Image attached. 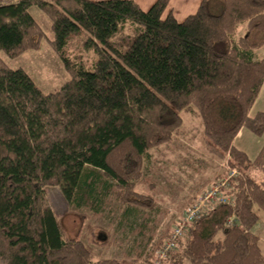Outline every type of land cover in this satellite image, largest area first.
<instances>
[{"label":"trees","instance_id":"obj_1","mask_svg":"<svg viewBox=\"0 0 264 264\" xmlns=\"http://www.w3.org/2000/svg\"><path fill=\"white\" fill-rule=\"evenodd\" d=\"M168 5L0 3V264H128L96 259L93 244L68 235L45 187L59 185L69 205L107 218L111 241L119 234L134 247L142 236L133 233L158 204L137 184L150 149L180 134L182 111L201 115L213 153L238 174L228 179L233 200L194 220L167 264H264L255 231L257 209L264 211V143L253 159L234 143L243 127L264 133V111L250 114L264 83V0H202L183 20ZM32 6L50 18L49 41L71 75L51 92L1 55L40 46L46 33ZM83 45L96 48L92 68L70 55Z\"/></svg>","mask_w":264,"mask_h":264},{"label":"rangeland","instance_id":"obj_2","mask_svg":"<svg viewBox=\"0 0 264 264\" xmlns=\"http://www.w3.org/2000/svg\"><path fill=\"white\" fill-rule=\"evenodd\" d=\"M30 12L46 33L40 46L28 49L17 57H10L3 51L1 55L9 66L24 68L44 92L58 90L71 75L65 68L64 60L49 41V38L54 37L50 18L37 6H32ZM81 48L78 52L70 54L72 59L77 65L92 68L98 57L95 46L83 45ZM75 55H82L81 59H77ZM255 111L253 109L252 113ZM181 114L184 122L180 134L172 142L150 149L144 180H139L137 184L138 190L153 196L158 204L155 209L148 211L151 215L144 221L145 225L143 223L133 233L142 236L134 247L122 243L119 234L115 237L117 242L110 239L99 240V232L110 224L107 218L96 217L88 210H78L69 205L59 185L51 184L45 187L46 201L60 218L68 235L82 237L93 244L96 247V259L118 257L127 260L128 264H156L163 245L156 248L153 254L147 253L148 250L160 239L168 240L184 211L216 181L228 178L232 168L228 170L225 166L226 158H219L213 153L204 134L201 115L197 111H182ZM244 130L254 140L260 139L264 142V133L257 135L247 127H244ZM238 141L241 142L240 139ZM82 214L86 217L85 220ZM219 236H222V233ZM167 257L168 254L161 259L160 264H167ZM147 259L150 261L147 262Z\"/></svg>","mask_w":264,"mask_h":264},{"label":"crops","instance_id":"obj_3","mask_svg":"<svg viewBox=\"0 0 264 264\" xmlns=\"http://www.w3.org/2000/svg\"><path fill=\"white\" fill-rule=\"evenodd\" d=\"M135 1L138 2V4L144 10H147L151 7L152 4H154L156 0H135ZM201 1L202 0H169L167 12L172 11L178 20H183L187 15L197 11ZM253 109L256 110L255 113L258 111H264V83L251 108L250 111L251 115L255 114L252 113ZM245 135L246 137H244ZM238 139H240L241 142H239ZM262 142L263 141L260 139L254 140V138L250 134L245 132L244 127L239 131L234 141L235 145L240 149L246 151L250 156V158L252 159L260 151L264 143ZM257 212L259 214V221L255 226V231L260 237V247L264 255V211L258 209ZM109 236H110V232H108V229H105L99 232L98 239L99 240L101 239V241H107L109 239Z\"/></svg>","mask_w":264,"mask_h":264},{"label":"built area","instance_id":"obj_4","mask_svg":"<svg viewBox=\"0 0 264 264\" xmlns=\"http://www.w3.org/2000/svg\"><path fill=\"white\" fill-rule=\"evenodd\" d=\"M6 2H12V0H0V3ZM237 174L238 169L232 168L229 172L228 178L216 181L201 197L184 211V213L178 218L173 228L172 235L165 241L161 248L156 264H160L161 259L168 254L169 250H172L176 246L177 240L186 233L190 224L194 220L200 218L206 210L214 207L218 202L230 203L231 200H233V197L227 194L226 190L229 188L228 179L237 176Z\"/></svg>","mask_w":264,"mask_h":264}]
</instances>
